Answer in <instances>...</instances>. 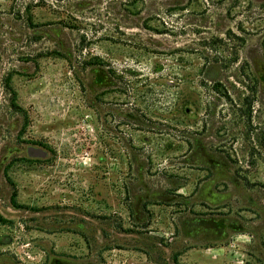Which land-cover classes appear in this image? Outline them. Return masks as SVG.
I'll use <instances>...</instances> for the list:
<instances>
[{
  "label": "rangeland",
  "instance_id": "rangeland-1",
  "mask_svg": "<svg viewBox=\"0 0 264 264\" xmlns=\"http://www.w3.org/2000/svg\"><path fill=\"white\" fill-rule=\"evenodd\" d=\"M0 237L264 264V0H0Z\"/></svg>",
  "mask_w": 264,
  "mask_h": 264
},
{
  "label": "crops",
  "instance_id": "crops-1",
  "mask_svg": "<svg viewBox=\"0 0 264 264\" xmlns=\"http://www.w3.org/2000/svg\"><path fill=\"white\" fill-rule=\"evenodd\" d=\"M12 244L13 243L11 242V239H2L0 237V264H17L15 257L12 255ZM5 250H9V252H6ZM179 258L182 262H185L187 264L193 263V257L189 253L184 252L179 255Z\"/></svg>",
  "mask_w": 264,
  "mask_h": 264
}]
</instances>
